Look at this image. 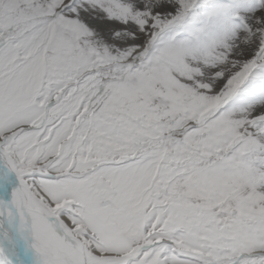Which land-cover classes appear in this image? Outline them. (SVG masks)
<instances>
[{"label":"snow or ice","instance_id":"obj_1","mask_svg":"<svg viewBox=\"0 0 264 264\" xmlns=\"http://www.w3.org/2000/svg\"><path fill=\"white\" fill-rule=\"evenodd\" d=\"M0 264H264V0H0Z\"/></svg>","mask_w":264,"mask_h":264}]
</instances>
